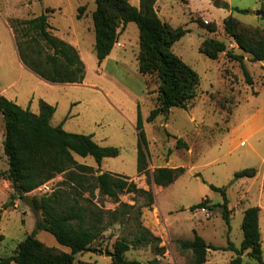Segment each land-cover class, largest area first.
<instances>
[{
    "label": "rangeland",
    "instance_id": "obj_1",
    "mask_svg": "<svg viewBox=\"0 0 264 264\" xmlns=\"http://www.w3.org/2000/svg\"><path fill=\"white\" fill-rule=\"evenodd\" d=\"M128 1L132 4L134 0ZM47 7H53L47 12L51 33L62 39L74 34L80 41L78 48L85 74L77 85L52 84L44 90L20 60L8 28L11 20L34 17ZM79 7L83 8L77 18ZM158 7L162 13L157 14L163 21L188 30L173 44L172 51L198 73L199 84L194 100L186 109L172 107L147 122L146 116L156 105L158 80L156 73L143 76L138 71L139 36L134 22L121 30L110 58L98 64L93 50L91 19L94 0H0V88L6 87L8 94H16L18 104L24 108L28 107L26 100L31 99V91L35 90L55 107L52 125L62 123L69 132L90 134L99 145L118 147V155L104 157L99 165L90 155L74 154V158L94 169L127 176L152 195V202L147 205L146 194L120 193L118 200L134 207L129 210L121 207L116 213L117 220L113 219L111 211L118 207V202L99 195L97 190L93 195L83 192L82 196H77L82 205L92 203L102 209L105 227L91 244L94 251L76 253L72 264H113L115 243L121 238L129 243V249L123 254L126 260L145 263L155 258L160 264H192L191 252L181 251L178 243L191 239L194 232L206 243L220 247L219 250L208 249L205 264H229L235 253L226 248L228 241L239 247L243 210L257 204L262 206L260 237L264 262V189L258 186L259 178L257 182L252 177L233 180L238 170L263 169L264 125L237 146L230 142L231 131L264 106V60L251 61L250 55L237 47L224 28V19L231 15L245 35L264 41V0H218L217 4L214 0H161ZM234 7L245 12L236 11ZM200 21L214 23V30L200 25ZM204 39L223 42L225 51L219 52L216 59L207 57L199 51ZM233 54H243L251 83L246 81L241 64L231 56ZM31 108L37 110L35 106ZM138 111L143 120L148 169L184 167L183 174L166 187L152 181L147 183L145 175L136 171ZM177 138H182L186 148L176 146ZM6 169L7 161L0 144V171ZM64 178L62 174L56 175L24 195L38 200L57 187L66 188L59 185ZM210 185L226 189L228 223L219 205L223 196ZM0 190L1 264V259L13 254L18 243L35 229L41 215L39 210L33 212L20 200L9 180L0 178ZM74 196L71 194L72 198ZM203 199H206L204 207L189 209ZM139 223L160 237V242H137ZM35 237L54 255L69 251L45 230H36ZM253 262L244 251L240 264Z\"/></svg>",
    "mask_w": 264,
    "mask_h": 264
},
{
    "label": "trees",
    "instance_id": "obj_2",
    "mask_svg": "<svg viewBox=\"0 0 264 264\" xmlns=\"http://www.w3.org/2000/svg\"><path fill=\"white\" fill-rule=\"evenodd\" d=\"M157 0H139L138 5L128 0H94L95 9L91 13L94 32L93 50L98 64L110 53L117 43L121 30L134 22L138 29L139 52L137 55L138 71L144 75L157 74L158 86L155 106L149 111L145 120L152 122L158 115L167 113L169 108L186 109L196 96L199 84L198 73L179 58L173 51V44L188 30L181 26L173 27L163 21L157 14ZM223 6H227L223 3ZM83 7L78 8L77 18ZM46 8L40 14L26 18H14L10 22L15 45L20 60L30 71L50 83H81L84 79L85 66L76 48L50 31ZM234 10L245 12V9L234 7ZM200 25L214 30V23ZM224 28L231 35L237 47L250 55L251 61L264 60V41L254 35H245L238 29V22L228 15L224 19ZM223 42L214 39H204L200 52L211 59H216L219 52L225 51ZM230 51H228L229 53ZM239 61L245 79L251 83L243 64V54L231 55ZM55 107L43 100L38 101V112L33 113L28 107H21L15 102L0 95V113L3 118L4 138L3 154L7 161V169L0 171V178L10 181L12 188L20 198L56 175H64V180L50 194H44L38 200L32 198L35 207L40 211L41 218L35 223V229L28 233L17 245L15 252L1 259V264H72L76 253L94 251L92 242L105 227L103 211L94 204L82 205L77 196L83 192L93 195L97 190L101 196H106L118 207L111 211L114 220L120 208L133 209L118 200L123 192L146 194L147 205L152 202L149 191L136 186L127 176L100 171L91 165L77 162L74 154L92 156L97 165L104 157L118 155L119 148L111 145H99L90 134L72 133L63 129L62 124L52 125L50 119ZM143 120L137 112L135 128L138 133L136 150V171L145 175L147 183L151 181L161 187L172 184L184 172V167L160 166L152 171L148 169L149 155L143 131ZM177 147H185L182 138L176 139ZM255 168H244L234 173L233 180L241 177H253ZM221 193L223 202L222 217L229 222L225 187L210 185ZM71 194L75 195L73 198ZM206 199L192 204L189 209L195 210L205 205ZM139 213V212H138ZM138 234L135 240L139 243H159L160 237L153 235L142 224L137 225ZM36 230L51 233L57 242L69 249L59 254L50 252L39 239L35 237ZM242 240L239 247L228 241L226 248L232 250L235 256L229 264H240L244 251L254 262L264 264L262 257L261 235L259 227V207L248 206L243 210L241 219ZM181 251L189 250L192 264H204L208 249L219 250L212 246L197 232L191 239L179 241ZM129 249L125 238L116 241L112 253L113 264H160L157 259L140 263L137 260H126L124 252ZM162 250V249H161ZM162 251H160L161 253ZM77 264H83L78 262Z\"/></svg>",
    "mask_w": 264,
    "mask_h": 264
},
{
    "label": "crops",
    "instance_id": "obj_3",
    "mask_svg": "<svg viewBox=\"0 0 264 264\" xmlns=\"http://www.w3.org/2000/svg\"><path fill=\"white\" fill-rule=\"evenodd\" d=\"M138 2H139V0H134L132 4L137 6L138 5ZM160 2H161V0H157L155 2V9H156L157 13L159 12L161 14L162 13L161 12V7H158V4ZM8 28H9V31L11 32V35H13L11 28L10 27H8ZM50 29L53 30L52 28H50ZM55 31H56V29H54L53 32L55 33ZM63 37L66 39V40L65 39H63V40H65L66 42L70 43L71 45H73L76 48V50H77V52L79 54V57L84 62V60H83V58L81 56L80 50L78 48V46H80V41L74 36V34H67L66 36H63ZM111 52H112V49H111L110 53L103 60H106V59L110 58ZM32 74H34L36 76L37 85L42 86V88L44 90L48 86H53L52 84H54V85L55 84H68V85H77L78 84V83H50L48 81H45L44 79H42L41 77H39L35 73L32 72ZM8 93L9 92L7 91V88L6 87L0 88V95H3L7 99H9V100L15 102L16 104H18L19 103L18 102V96L16 94H13V93H11V94H8ZM31 93H32L31 99L30 100H26V101H29L28 102L29 104L27 106L30 109V111H32L33 113H37L38 112V106H37L38 105V101L40 99L43 100V101H45V102H47V101H46V99L44 97L39 96L38 94H36L35 90H32ZM33 100L35 101V103L32 102ZM25 103H27V102H25ZM47 103H49V102H47ZM18 105H20V104H18ZM32 106H35V110L36 109L37 110L34 111V108H31ZM21 107H23V106H21ZM263 113H264V106L260 110H258L257 113H254L253 115L245 118L241 125L235 127V129L231 131V133H230L231 134L230 135L231 141L230 142H231V145L232 146L233 145L234 146H237L242 141H245L253 132L257 131L261 126L264 125V116L262 115ZM53 116H54V113H53L51 119L53 118ZM257 118H259L261 121L259 122ZM51 119H50V121H51ZM1 121H2V123H1ZM246 126H247V128H246ZM62 127H64L63 124H62ZM238 132H239V134H237ZM3 138H4L3 120H2V115H0V144H1V147H2ZM2 151H3V149H2ZM252 178H253V181L254 182H257V180L259 178V185L258 186L260 187V189L262 188V190H263L264 189V167L261 170L260 169H257L256 170V174ZM1 193H2V191L0 190V194ZM259 197L260 198L262 197L261 196V193L259 194ZM256 206L259 207V227H260V212L262 210V206H261V204H257ZM207 254L209 256V253H207ZM206 262H207V260H206Z\"/></svg>",
    "mask_w": 264,
    "mask_h": 264
},
{
    "label": "water",
    "instance_id": "obj_4",
    "mask_svg": "<svg viewBox=\"0 0 264 264\" xmlns=\"http://www.w3.org/2000/svg\"><path fill=\"white\" fill-rule=\"evenodd\" d=\"M214 3L217 4L218 3V0H214ZM20 200L25 203L33 212L35 213H38L36 207H35V204L33 202V200L28 197L27 195H24L20 198Z\"/></svg>",
    "mask_w": 264,
    "mask_h": 264
},
{
    "label": "built area",
    "instance_id": "obj_5",
    "mask_svg": "<svg viewBox=\"0 0 264 264\" xmlns=\"http://www.w3.org/2000/svg\"><path fill=\"white\" fill-rule=\"evenodd\" d=\"M230 46H233V44H230Z\"/></svg>",
    "mask_w": 264,
    "mask_h": 264
}]
</instances>
